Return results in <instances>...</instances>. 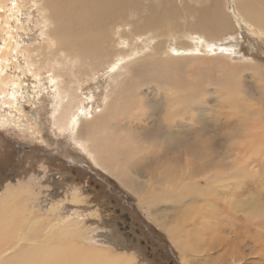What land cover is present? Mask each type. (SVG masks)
<instances>
[{
    "label": "rangeland",
    "instance_id": "obj_1",
    "mask_svg": "<svg viewBox=\"0 0 264 264\" xmlns=\"http://www.w3.org/2000/svg\"><path fill=\"white\" fill-rule=\"evenodd\" d=\"M246 1L250 8L262 7L264 9V4L260 1ZM65 5L71 6L75 10L84 11L83 16L85 18L87 16L92 17L98 7L97 0H7L5 7L7 18L5 16L0 18V22L9 25L12 35H15L11 44L16 51L10 52L8 55L11 59H9L10 71L8 72L9 74L11 73L10 76L13 74L12 77L16 80L19 77H23V86H26L28 91L26 92V97H28L20 103L23 110H17L18 112L9 113L8 110L12 109V105L10 106L7 101V96L0 95V112L6 110V115L12 116L14 114L15 116V119L12 118L13 120L9 117L10 123L2 121L3 119L0 120V197L1 191L5 190L6 184H10L13 187L30 185L29 187H32L34 194L29 199H26V197L25 199H20L22 204L27 205L26 216L28 219L50 218L51 220L47 222L43 220L46 226H49L46 229L47 231L70 221L72 226L79 225L84 231L86 239L83 247L86 249L93 247L102 248L108 250L116 257L121 256L120 258H123L125 256L128 259L131 258L134 264H255V262H260L259 257L248 252L247 244L243 250L244 253L241 260L228 255L224 257L227 260L226 263L223 258L212 259L220 251L206 250L207 252L202 251L197 254L194 251L192 252L194 248L205 249V245L210 241L209 236L203 235V231L199 229L201 223H195V218L200 217L202 219L205 213L202 205H199L197 209H192L191 207L190 209H184L188 206L186 203L190 202L194 196H200V194L191 195L187 199L182 200L180 205L183 209L170 207L168 202L162 198L158 200L157 205L148 210L141 208L137 195L122 185L105 168L97 165L93 158L70 137V129L62 131L55 125L51 112H54L58 97L54 94L50 95L48 92L50 88L44 89L43 86H49L48 75L52 73L53 68H57L58 72L65 74V79L67 80L71 71L80 72V64L82 63L81 67H83L82 60L84 58L75 57V59L70 60L71 57H69L66 59L64 61L66 71L64 72V68L58 66L55 60H49L57 56L58 52L56 51L57 48L55 49L56 45L52 41L50 43L47 42L46 37L48 36L44 33L48 28L50 30V26L66 27L70 29L72 34H79V32L83 34L84 31H88V33L96 35L101 30L97 26L86 25V23L80 26L79 29L68 27L61 17ZM121 6L118 5L113 10L112 14H115L113 19L112 15L104 17L105 22L108 24L105 25V28H109L108 31H110L112 36L111 41L115 42L113 53L119 54L117 51L123 50V52L121 51L122 54L120 52V56L125 57L126 61L132 64L131 67L125 69L127 72L124 74L125 80L128 79L129 83L124 92L121 91V101L124 104L126 103L125 110L127 111L123 115L119 114L125 127L121 132L126 133L131 130V132L141 135L139 139L147 140L148 142L150 139L155 140L154 137L158 135L163 138L165 136L163 126L158 123L156 131L154 132L152 129V126L157 121L159 122L158 115H155L156 120L154 121H152V117L145 119V124H140L137 120L132 122L131 118L133 116L142 117L143 108L141 107L144 103L138 100V94L142 92L141 90L146 92L149 97L147 99L148 104L150 102L157 105L159 102L163 107L167 102L165 95L166 86L168 84L174 85L173 78L177 77L175 84L177 87L179 86L181 93L185 95L187 101L193 106L191 109L204 104L213 108L216 102L220 101L221 108H223L222 111H206L203 114L206 120L210 119L211 115H214L215 117L213 118H217V121H220L225 126L223 127L225 134L227 132L230 133L229 130H232V133H230L232 139L227 147L220 141L214 140L212 142L209 140L205 151L202 153L195 151L201 158L200 161H197V165L186 171L178 170L175 179L178 178L177 181H179V177L182 175L187 181L185 183L187 187H191L193 181L205 185L209 177L205 179L207 171L204 167H201L198 176L196 175L199 165L209 156L212 159L222 157L226 161L220 165V168L212 171V173L223 172V184L219 186L220 193L226 196H231L232 194L236 201L249 193H253L256 198L260 197L264 191V143L262 142V147L259 144L257 147L251 148L250 144H247V136L244 132L246 127L244 130L242 127H237L240 124L235 123L238 121L239 116L234 114L233 117V112L235 111L232 112L230 110L233 103L241 107L238 108L239 111L236 110L237 112L241 113L240 111H244L248 105L246 102L249 94L254 92L253 95L257 96V99H253L254 97L249 99L260 102L262 107L260 109L261 121H263L261 123L264 124V80L256 72V70H264V34H258L260 29L255 24L247 23L241 27L239 17L246 21L248 17L237 0H127V3L122 8ZM9 7H17L20 11L15 13ZM45 12L52 20L50 26L49 20L45 17ZM206 24L211 27L205 29L204 26ZM85 27L88 28L83 29ZM253 29H255L256 34L253 33ZM4 31L1 30V32ZM221 31L226 33L221 36ZM196 37H198V40L194 39ZM234 38L236 39L235 41ZM17 40L19 43L15 44ZM80 40H82V44H85L83 35ZM207 42L212 45L219 43L222 46L218 50L207 46V50H205L203 44ZM183 45L190 47L191 52L194 49L202 48L204 53L202 56L198 55L196 60H194V54H190L186 59L178 63L169 60V52L174 47ZM25 48H37L36 52L33 53L36 56L41 52L47 54L46 57L41 54L38 56L40 59H45L43 61L44 69L36 72L40 74L39 77L29 70L31 65L30 58H28L29 50H22ZM133 50H137V53L132 52ZM128 53L129 56L130 54L133 55L130 57L126 56ZM107 65L103 66L96 76L94 74V77L83 78L85 84H83L81 92L84 95L90 93L98 95L96 100L93 101L95 103L94 108L104 105V95L109 87L115 83V80L110 81V77L105 74L109 70ZM34 67L36 65L32 66L31 69L33 70ZM234 67H238V71L232 72L231 69ZM143 77H149V79L150 77H164L170 78V81L167 85L161 84V92L159 93L153 87L149 88L146 84L143 85L140 81ZM234 79H236V83ZM211 81L213 83H210ZM139 86L142 89L137 91L138 93L132 94L130 92ZM193 91L197 95L195 101H193ZM233 93L234 95H232ZM224 98L227 99L225 100ZM208 99L210 103L207 102ZM228 101L233 102H230V104ZM224 104H227V106L225 107ZM148 108L151 109L150 105H148ZM226 108L232 113H229ZM15 109L16 107L14 106ZM186 110L184 101L179 100L176 115H182L181 113ZM223 110L226 111L225 114ZM35 112L39 113L38 120L40 122L37 134L31 128L25 129V127L27 128L25 123H28L30 119L32 120L31 114ZM212 112L215 113L213 114ZM217 112L218 114L216 115ZM21 113L22 115L26 114L30 119L27 120ZM213 118H211V122ZM19 119H22V123L18 124V126L14 122ZM225 120L230 122L226 124ZM161 123L166 125L163 120ZM215 127H218V125L215 124ZM212 129L209 126L205 134L206 137H211L213 134ZM177 130L178 127L173 131ZM27 133L31 135L32 139ZM154 142L152 141L145 145L146 153L149 150V153L159 150L154 145ZM240 143L244 145L242 149L240 148ZM180 144L184 146L182 142ZM133 145L132 147H134ZM231 147L232 150H230ZM129 152L131 153V151ZM247 152L252 153H248L247 156ZM137 158H140V154H137ZM242 158H245V162L244 164L242 163L243 166L241 168L249 166L248 170L245 169L243 171L245 175L237 177L236 174H232L238 167L232 170L231 174H228L230 168ZM248 158L252 160L250 161ZM184 159V156L175 159L174 162H179L176 163L179 169H181L182 163L185 164ZM165 168L170 170L173 165L168 164L167 161L162 163L159 168L160 173L154 179L158 178ZM151 174L149 172V176ZM142 176L144 175L142 174ZM252 183H259V185L254 188ZM250 186L251 188H249ZM152 194L157 193L153 191ZM75 195L80 197L79 202L73 201ZM219 201L221 203L218 204V208L224 213L232 209V207L237 212H241L246 209V204L250 205L249 199L237 204H230L225 200ZM195 202L201 203L205 201L198 199ZM51 206H56L55 212H49ZM151 210L164 211L163 216L167 215V220L179 222L183 221V219L176 217V220H174L171 218L174 216L173 214L183 210H193L191 212L192 217L188 216V221L183 223L184 229L191 232L190 237L184 236V239L188 240L187 245L190 246L191 251L190 249L185 250L175 246L170 235L156 223L154 216L157 215V211ZM27 223L30 224L29 222ZM261 227V233L264 236V223ZM232 231L233 227H227L223 232L225 235H231ZM46 246L48 245L45 244ZM182 253H185L187 258L183 257ZM60 256L61 262H64V259H68L64 255ZM69 258L77 260L74 256H69ZM31 259L35 258L26 254L21 264L33 262Z\"/></svg>",
    "mask_w": 264,
    "mask_h": 264
},
{
    "label": "bare ground",
    "instance_id": "obj_2",
    "mask_svg": "<svg viewBox=\"0 0 264 264\" xmlns=\"http://www.w3.org/2000/svg\"><path fill=\"white\" fill-rule=\"evenodd\" d=\"M115 1L116 0H97V10L92 17L87 16L86 18L83 16L84 11L80 9L75 10L71 6L69 7L66 5L63 8L61 17L68 27L71 29H79L80 26L85 23L86 25L97 26L101 30L96 35L88 33V31H84L83 34L81 32H79V34H72L70 29L66 27L50 26L52 20L47 12H45V17L49 20L50 30L48 28L44 34L48 36L46 37L47 42L50 43V41H52L53 44L56 45L55 49L57 48L56 51L58 52L57 56H54L49 60H55L58 66L64 68L65 72L66 67L64 61L66 59L69 57H71L70 60L75 59V57L84 58L82 60L83 67H81L82 63L80 64V72L75 73L74 71H71V74L68 77L69 79L67 80L65 79V74L58 72L57 68H53L52 73L48 75L49 86H43L44 89L50 88L48 91L50 95L54 94L58 97V102L55 105L54 112H51L55 125L62 131L70 129V137H72L73 140L93 158L97 165L105 168L110 174L115 176L122 185L137 195L139 198V206L141 208L148 210L157 205L158 200L162 198L168 202L170 207L183 209L180 205L182 200L187 199L188 196L200 194V196H194L190 202L186 203L188 206L184 209H190V207L192 209H197L199 208V205H202L205 213L204 215L202 214V219H200V217H196L195 223H201V227H199V229L203 231V235L206 234L209 236L210 241H208L205 245V249L199 250L194 248L192 249V252L194 251V253L197 254L198 252L206 250H211L213 252L220 251V253L217 256L215 255L212 259L223 258V261L226 263L227 260H225L226 258L224 259V257L228 255H232L236 257V259L238 258V260H241V258H243V250L247 244L248 252L260 258V262H255V264H264V236L261 233V225L264 223V191L258 198H256L253 193H249L246 195L247 197H241L238 201L235 200V197L232 196V194L231 196L229 194V196H226L223 193H220L221 191L219 186L223 184V172L219 171L212 173V171L220 168V165L226 161L224 158L222 159V157L212 159L211 156H209L199 165L196 175L198 176L200 168L204 167L207 171L205 179L209 177V180H207L205 185H201L193 181L192 186L187 187L185 185L187 181L182 177V175H180L179 181H177L178 178L175 179L176 172L178 170L186 171L187 169H192L197 165V161H200L201 158L197 155V153H195V151L199 153L205 151L209 140L212 142L214 140L220 141V143H222L225 147L228 146L230 140L232 139V135H230L232 130H229L230 133L227 132V134H225V131H223V127L225 126H223L220 121H217V118H213L215 117L214 115H211V118H213V121L211 122V118L206 120V117L203 114V112L206 111H222L223 108H221L220 101L216 102L213 108L204 104L202 106H195L191 109L193 106L187 101L185 95L181 93L179 86L177 87L175 84L177 77L173 78L174 85L168 84L170 78L150 77L149 79V77H143L140 80L143 85L146 84L149 88L153 87L154 90L159 93L161 92V84H168L165 91L167 102L164 104L165 106L163 105L164 108L159 102L157 105L150 102L148 104L147 99H149V97L146 92L141 90L142 88H140V86L136 87L130 92L133 94L141 90L142 92H139L138 94V100H141L144 104H142L143 106L141 107L143 108L142 117L133 116L131 118L132 122L137 120L141 124L149 117H152V121H154L156 120L155 115H158L159 122L157 121L155 125L152 126V129L155 132L159 123V125L164 128L165 136L161 138L160 135H158L154 137L155 140L150 139L149 142L155 141L154 145H156L159 150L151 151L150 153L149 150L146 153L144 147L147 143H149L147 140L139 139L141 135L135 134L131 132V130L126 133L121 132L125 129V127L124 123L121 122L119 114L123 115L127 112L125 110L126 103L124 104V102L121 101V91L124 92L129 83L128 79L125 80L124 74L127 73L125 69L131 67L132 64L128 63L125 57L120 56V52H123V50L117 51L119 54L113 53L115 42L113 40L111 41L112 36L110 35V31H108L109 28H105L107 23L105 22L104 17L112 15L113 19L115 14H112V12L115 7L122 5V8L127 3V0ZM237 1L243 7L248 17L247 21L242 17H239L241 27L245 26L247 23L255 24L260 29L258 34H264V9L262 7L250 8L246 0ZM257 1L264 4V0ZM6 5L7 0H0V18L3 16L7 18L5 9ZM9 8L15 13L20 11L17 7ZM1 10L4 11L2 12ZM6 22L9 23L7 20ZM209 27L211 26L208 24L204 26L205 29ZM87 28L85 27L83 29ZM1 30L5 31L1 32ZM225 33V31H221L220 35L222 36ZM253 33H255V29H253ZM82 35L84 36L85 44H82V40H80ZM13 37H15V35H12L9 25H6L4 22H0V95L3 94V96L8 97L7 101L10 103V106L12 105V109L8 110L9 113L17 110L22 111L23 108L20 106V103L24 101L23 99L28 97H26V92H28L26 86H23V77H19L16 80L12 77L13 74L10 76L11 73L9 74L8 72L10 71L9 62L11 60L8 55L10 52L16 51L11 44ZM194 39L198 40V37ZM235 40L236 39L234 38V41ZM18 43L19 41L17 40L15 44ZM203 45L205 50H207V46H210L215 50H218L219 47L222 46V44L219 43L212 45L209 44V42L204 43ZM22 50H29L28 58H30L31 64L29 70L32 71L31 73H35V76L39 77L40 74L36 72L44 69L43 61L45 59H40L38 56L41 54L46 57L47 54L45 52H41L37 56L33 55L37 48H25ZM136 51L137 50H133L132 52L136 54ZM203 53L202 48L198 50L194 49V51L191 52V48L188 46H176L169 52L170 57L168 59L178 63L186 59L190 54H194V60H196L197 56H202ZM131 55L133 54H130V56ZM126 56H129V53ZM202 59L204 60V58ZM106 64H108L107 68H109V70L105 74L110 77V81L115 80V83L109 87L107 93L104 95V105L102 107L98 106L97 108H94L95 103L93 101L96 100V96L98 95H95V93L84 95L83 92H81L83 84H85V80L83 78L85 77L88 79L90 76L94 77V74L96 76L98 71ZM35 65L36 67L32 70V66ZM16 67L18 66L16 65ZM231 71H238V67H234ZM256 72L262 76L264 80V70H256ZM227 79L230 80L229 77H227ZM235 80L236 79H234V81ZM210 83L213 82L211 81ZM192 94L194 95L193 101H195L197 95L194 91ZM253 94L254 92L249 94L248 97H254L253 99H257V96L255 97ZM232 95H234V93ZM249 98H247V102L245 101L246 104H248L247 108L244 111H240L242 114L236 111L240 105L238 106L233 104V101H230L232 103L230 111H235L233 112V117L234 114L239 116V119L235 124H240L237 125V127H242L243 130L246 127L244 132L247 136V144H250L251 148H255L259 144L260 146H263L264 143V124L261 123L263 121H261L260 111L262 107L258 100L255 101ZM259 99L261 98L259 97ZM179 100H183L187 108L185 112L181 113L182 115H176L177 103ZM207 102L210 103L209 99ZM148 105H150L151 109L148 108ZM14 106L16 107L15 110ZM224 106L226 107L227 104H224ZM227 109L228 108H226V110ZM225 113L226 111L224 114ZM38 114V112L31 114V120L29 116L26 114L22 115L21 113V115L25 116L27 120L30 119L28 123L23 121L27 124V128L25 127V129L31 128L36 134L38 133V127H40ZM217 114L218 112L216 115ZM9 117H11V119H15L14 114H12V116L6 115V110H2V112H0V120L3 119L2 121L10 123L11 121L9 120ZM176 117L178 118L176 119ZM228 118L230 119V117ZM21 120H16L14 123L18 125L22 123ZM162 120L166 123V125L161 123ZM128 121L131 123L129 118ZM196 122L198 123L196 124ZM225 122L227 124V122L230 121L225 120ZM130 123L128 124L130 125ZM215 124H217L218 127H215ZM209 126L213 128V134L211 137H206L205 134ZM176 127H178V130L173 131ZM27 134L31 138V135L29 133ZM33 138L36 139L35 137ZM180 142H182L185 146L184 153V146L181 145ZM132 145L134 147H132ZM243 146L244 145L240 143L241 149ZM230 150H232V147ZM129 151H131V153ZM248 153L252 152H247V156ZM137 154H140L139 159L137 158ZM181 156L185 157V164L182 163V167L179 169V167L176 166L178 165L176 163L179 162L174 161ZM251 160L252 159H250V161ZM165 161H167L168 164H172L173 168L170 170L165 168L161 172L160 176L154 179V177L160 173V165H162ZM244 162L245 158L240 159L230 168L228 174H231L233 172L232 170L238 167L232 174H236L237 177L245 175L243 171L249 166L244 165L245 167L241 168ZM149 172L152 173L150 176ZM142 174L144 176H142ZM252 184V187L254 188L259 185V183ZM29 186L13 187L10 184H6L5 190L1 191L0 264H21L25 259L26 254L35 258L31 259L33 262H28L26 264H134L131 258L128 259V257L125 256L123 258H120L121 256L116 257L108 250L98 247L88 249L83 247L85 246L84 242L86 235L79 225L72 226L70 221L60 224L52 230L47 231L46 229L49 228V226H46V223H44L43 220L47 222L51 220L50 218L40 217L39 219L34 220L28 219L26 216L28 209L27 205L22 204L21 200L25 199V197L26 199H29L34 194L32 187ZM249 188H251V186ZM153 191L157 194H152ZM73 198V201L75 202L80 201V197L77 195ZM198 199L205 202H195ZM246 199H249L250 205L248 206L246 204V209L241 212H237L235 208L232 207V209H229V211L224 213L218 208V204L221 203L219 200L228 201L230 204H237L239 202H244ZM55 210L56 206H51L49 212H55ZM192 211L193 210H183L177 213L174 212L175 214H173L174 216L172 215L173 217L171 218L174 220H176V217L181 218L183 219L181 222L167 220V215H165V217L163 216L164 211H157V215L154 216L158 226L170 235L177 248H184L185 250L190 249V246L187 245L188 240L184 239V236L190 237L191 232L184 229L183 223L188 221V216H190V218L192 217ZM227 227H233L231 235H225L223 232ZM45 244L48 246L45 247ZM6 250L8 251L6 252ZM60 255H64V257H68V259H64V262H61ZM69 256H74L77 260H73L72 258H69ZM182 256L187 258L185 253H182Z\"/></svg>",
    "mask_w": 264,
    "mask_h": 264
}]
</instances>
